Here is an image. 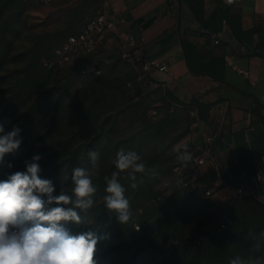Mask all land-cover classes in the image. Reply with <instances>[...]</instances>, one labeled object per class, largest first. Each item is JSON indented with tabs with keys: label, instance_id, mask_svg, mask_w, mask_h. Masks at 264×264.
Masks as SVG:
<instances>
[{
	"label": "rangeland",
	"instance_id": "374dc122",
	"mask_svg": "<svg viewBox=\"0 0 264 264\" xmlns=\"http://www.w3.org/2000/svg\"><path fill=\"white\" fill-rule=\"evenodd\" d=\"M24 3L21 13L12 16L5 12L0 18V36L1 25L8 23V37L0 49V104L7 102V131L37 104V113L44 116L39 118L34 138L53 125L55 128L45 141L48 151L40 155L42 159L70 138V146L61 160L78 156L90 167L88 152H98V171L93 176L97 192L93 199L102 214L109 211L103 199L106 195L104 178H110L112 172L117 171L113 164L116 151L121 147L137 151L148 170L152 158L160 155L163 160L159 163L160 173L155 176L149 171L136 174L135 182L139 185L136 189L131 188L133 181L128 179L127 172H121L119 177L134 214L130 228L147 231L150 264H229L237 256L264 255V209L257 201L243 197L219 202L206 192L210 185L208 179H202L205 183L199 184L196 190H181L171 185L169 168L178 162L174 146L186 143L190 152L193 150L195 119L188 108L166 98L161 91L138 89L143 82L137 80L135 68L124 60L101 66L103 74L99 76H86L82 71L81 74L80 64L72 62L56 71L45 65L59 44L103 9L104 0H56L51 4L24 0ZM102 53V50L92 53L91 61L84 65L97 63ZM76 80L82 82L77 89L86 86L87 92L72 96L62 94L61 87ZM113 81L124 84L110 91ZM75 90L72 86L70 93ZM91 106L93 109L89 110ZM83 113L91 116L79 132ZM95 113H101L97 124L105 128L100 139L96 138L98 132L92 124ZM144 113L148 121L143 118ZM51 115H54L53 124L49 120ZM150 123L157 124L160 131L156 132ZM151 170L156 171L154 166ZM11 172V168L0 166V177ZM124 177H127V184L122 180ZM67 190L63 192L67 194ZM176 207L183 215H175ZM89 218H92L91 212L86 213L85 221ZM226 218L233 220L231 228L219 230ZM105 220L111 226L121 225L114 212L107 213ZM223 233H230L234 243L241 242H236L238 249L234 257L233 252L217 258L212 251L214 238ZM126 234L127 228L115 230L113 242L123 240ZM257 243L260 251L255 250ZM126 261L127 257L124 263Z\"/></svg>",
	"mask_w": 264,
	"mask_h": 264
},
{
	"label": "crops",
	"instance_id": "0c3cea01",
	"mask_svg": "<svg viewBox=\"0 0 264 264\" xmlns=\"http://www.w3.org/2000/svg\"><path fill=\"white\" fill-rule=\"evenodd\" d=\"M108 4L128 18V30L145 36L144 55L166 62L173 72H154L137 88L161 91L197 110L193 150L213 136L212 159L197 171L199 184L208 179L221 202L234 186L253 184L258 173L264 176V0H202L197 12L183 0ZM213 15L208 27L201 26ZM184 40L199 46L202 62L224 57L225 79L193 72Z\"/></svg>",
	"mask_w": 264,
	"mask_h": 264
},
{
	"label": "clouds",
	"instance_id": "9594fccd",
	"mask_svg": "<svg viewBox=\"0 0 264 264\" xmlns=\"http://www.w3.org/2000/svg\"><path fill=\"white\" fill-rule=\"evenodd\" d=\"M21 131L19 126L14 125L11 131L6 132L4 125L0 124V163L5 154L20 147ZM173 151L176 159L187 168L192 160L189 145L179 143ZM88 157L90 167L72 170V196L63 191L53 195L55 187L52 181L39 175V161L42 158L39 154L24 161L26 171H17L7 179L0 180V264H97L94 256L98 240L107 236H98L94 231L72 235L65 227V223L70 221L81 224L77 209L88 210L94 204L97 187L93 183V176L98 171L100 155L90 150ZM113 164L117 171H113L110 178H104L105 207L115 213L118 223L128 224L134 219V214L125 195L126 189L120 182V173H128V179L133 181L130 185L133 189L139 186L135 182L136 174L149 171L155 176L156 173L146 168L137 151L124 147L116 151ZM12 166L8 164L9 168ZM175 185L180 189L184 181L177 179ZM53 204L57 206L53 207ZM254 247L256 251L261 250L259 243ZM229 264H264V255L237 256Z\"/></svg>",
	"mask_w": 264,
	"mask_h": 264
},
{
	"label": "trees",
	"instance_id": "16d2710c",
	"mask_svg": "<svg viewBox=\"0 0 264 264\" xmlns=\"http://www.w3.org/2000/svg\"><path fill=\"white\" fill-rule=\"evenodd\" d=\"M183 1L186 2L196 12L199 11L198 9L202 7V0H183ZM24 8H25L24 0H0V18L3 16V14H5V12H10L12 16L19 14L23 11ZM214 18L215 17L213 15L211 16L209 20H205V21L201 20V26H207V24L209 22H212ZM80 30L72 34L78 33ZM7 37H8V23L5 22V24L1 25L0 49L3 45V42L6 41L5 38ZM184 46L186 48V53H187V58H188L190 68L192 69L193 72L198 73V74L199 73L207 74L219 80L225 79L226 60L224 59V57H214V58L209 59L207 62H202L201 60L203 58L201 55L200 48L195 42L191 40L190 41L184 40ZM90 61H91V54L84 56L80 58L79 60H76L75 62H72V63L80 64L79 71L81 73L82 69L85 68V66H88L84 64H87V62H90ZM130 65L133 68H135L132 64ZM83 75L99 76V75H92V74H83ZM136 76H137V70H136ZM80 83H82L80 80L78 81L76 80V82H74L73 84H65L64 86L61 87L62 94L66 93V94H69V96H72L75 94L77 95V94L86 93L88 89L86 88V86H83L77 89ZM122 84H124V82L113 81L112 85L109 86V90L111 91L112 87L121 88ZM72 86H74L76 90L70 93V88ZM8 108H9V105H8ZM91 109H93L92 106L89 107V110ZM100 114L101 113H95L94 115H92V117H94V121L92 124L94 125L95 129L98 132L96 135V138L98 139H100L103 136L104 130H105L104 126H101V125L98 126L97 124L98 116ZM40 116H44V115L43 114L39 115L37 113V104H36L29 111L25 112V114L23 115V117H21V119L17 120L16 126H19L22 129L21 131L22 143L20 147L14 152L5 154L3 162L0 163V166L4 168H9L8 167L9 163L13 165L11 167L12 172L10 174H4V176L0 177L2 180L7 179L9 175L17 171H21V172L26 171L24 161L31 160V158L34 155H37V154L41 155L48 151V148L44 146L45 141L47 140L48 134L49 135L52 134L51 132H53L55 128H53L54 125L53 126L51 125L52 127H50L48 130L43 129L44 132H41V134H39L37 138H34L36 136L35 129L39 123ZM90 116H91L90 113L81 114V119H82L81 124L82 125L79 127V132L82 131V128H83L82 126L85 124L84 121H86L88 117ZM142 116H144L143 118L145 119H147L148 117L146 113H144ZM7 119H8L7 102L1 103L0 104V124L4 125L6 132L8 130ZM49 120L51 124H53L54 115L49 116ZM150 126L154 127L156 132L160 131V128L157 124L150 123ZM71 140L72 138L66 140V142L64 143L58 144L54 152L53 151L51 152L50 156L44 159L41 158V160L39 161L40 168H41V172L39 173V175L41 176V178L50 179L52 181L55 187V191L53 195H58L64 189H68L67 195L72 196L73 194L71 190L74 186L71 180L72 170L76 167H86L87 166L86 161L79 160L78 156H75L70 160H61L63 159L62 158L63 153L69 148L70 146L69 144ZM160 157H161L160 155H157L156 157H153L150 162V170L154 166L156 170L154 172L157 175L160 173V170L158 169L159 163L163 161ZM172 167L169 168L170 175H171ZM64 179H66V181ZM126 179L127 177L122 178L124 184H127ZM200 182L202 183L201 180ZM198 185H199V181L196 186L187 187V188L181 187L180 189L181 190L195 189V188H198L197 187ZM211 187H212L211 184L208 185L206 191L210 189ZM244 197H250L251 199H254L264 209V206L259 200H257V198L253 196H244ZM43 199L46 200L47 197H43ZM74 199L75 197L73 196V200ZM96 204L97 203H95V200H94V204L90 209L84 210V211L77 209L78 214L81 216L82 223L77 225L74 222L70 221V222L65 223V227L68 228V230L70 231L72 235H77L85 231H94L98 234V236H101V237L107 236L106 239L98 240L97 250L94 256V259L96 260L97 264H123L126 257H127V261L124 264H150V247H149L150 242H148L145 238L147 231L138 232V231L132 230L130 228V222L132 220L128 224H121L119 226H116V225L111 226L107 224V221L105 220V218L107 217V213H111L112 211L109 210L106 213L102 214L100 208L98 206L96 207ZM185 204L186 202L183 200V205ZM52 206L55 207L57 205L53 204ZM63 206L71 207L72 205H63ZM134 207H136V204L133 205V208ZM175 211H176L175 215L177 217L179 216V214L183 215V212L180 211L179 208L176 207ZM87 212H91L92 218H89L90 220L85 221ZM175 225L177 226V224ZM126 228H127V234L124 237V239L119 242H113L115 230L119 232ZM230 228L231 226L226 230H229ZM226 230H223V231H226ZM236 242L241 244L240 241H236ZM236 242L234 243L232 241V236L230 235V233H223L222 235L214 238V241L212 243V251H215L214 253L217 256V258L226 257L228 254H231L233 252L234 253L232 257H234V254L238 249ZM110 243L112 244L109 246ZM131 252L133 254L130 256Z\"/></svg>",
	"mask_w": 264,
	"mask_h": 264
},
{
	"label": "built area",
	"instance_id": "2783aa9c",
	"mask_svg": "<svg viewBox=\"0 0 264 264\" xmlns=\"http://www.w3.org/2000/svg\"><path fill=\"white\" fill-rule=\"evenodd\" d=\"M44 4H51L56 0H41ZM128 18L125 15H116L110 11L108 0H104L103 9L91 16L82 29L68 36L53 52V57L45 61V65L57 70L62 65L74 62L80 58L102 50V56L97 63L82 69L83 74L100 75L102 67L111 65L116 60H124L132 64L137 70V80L145 82L154 72H163L173 75L170 66L158 58L146 57L142 51L141 44L145 40L142 33L127 29ZM218 42V41H217ZM131 85L132 83L129 82ZM194 118L198 117L195 108L190 109ZM195 122L194 124H196ZM213 136L207 135L204 144L196 146L191 152L192 160L187 168L179 161L171 170V185L176 188L177 179L184 181L183 188L196 186L198 184L197 171L212 159L210 145ZM264 176L258 173L253 177V184H239L233 187V192L227 199L253 196L264 206V184H261ZM210 188L206 192L214 194ZM233 223L231 218H226L219 226V230L228 229Z\"/></svg>",
	"mask_w": 264,
	"mask_h": 264
}]
</instances>
